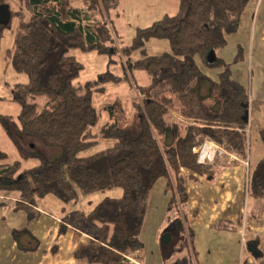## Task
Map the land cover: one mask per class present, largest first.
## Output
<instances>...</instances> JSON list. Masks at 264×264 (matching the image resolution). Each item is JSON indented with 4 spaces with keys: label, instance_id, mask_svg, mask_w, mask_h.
<instances>
[{
    "label": "trees",
    "instance_id": "16d2710c",
    "mask_svg": "<svg viewBox=\"0 0 264 264\" xmlns=\"http://www.w3.org/2000/svg\"><path fill=\"white\" fill-rule=\"evenodd\" d=\"M19 1L13 8L9 0H0L5 19H0V43L17 16L8 54L28 80L12 91L21 105L18 121L0 114V124L25 159L40 163L20 171V161L9 162L0 148V191H17L16 209L36 218L40 212L35 206L46 194L68 203L120 187L119 197L106 195L89 212L78 211L70 220L89 236L74 251L75 264H136L127 256L139 251L142 257L141 230L150 192L163 176L168 220L182 237L177 247L187 246V184L197 176L213 177L217 166L228 161L224 154L223 163L217 162L220 156L211 164L199 162L195 148L212 140L243 160L249 157L250 93L231 76L229 62L219 56L209 61L208 54L225 46L228 35L238 30L250 0H179L175 14L137 29L126 51L139 50L141 56L126 57L125 69L145 70L151 80L136 87L140 99L133 101L134 121L119 98L97 109L93 93L103 87L76 81L83 64L75 49L117 51L109 22L96 14L108 12L119 0ZM152 38L167 40L170 50L149 54L146 43ZM211 67H219L214 76L205 70ZM124 77L107 71L102 80L118 83ZM259 134L263 153L247 179L254 197L264 196V124ZM28 140L57 147L60 154L49 157L32 143L26 146ZM213 226L234 229L225 219ZM64 230L61 225L60 232Z\"/></svg>",
    "mask_w": 264,
    "mask_h": 264
},
{
    "label": "rangeland",
    "instance_id": "374dc122",
    "mask_svg": "<svg viewBox=\"0 0 264 264\" xmlns=\"http://www.w3.org/2000/svg\"><path fill=\"white\" fill-rule=\"evenodd\" d=\"M9 4L17 8L20 1L9 0ZM178 5L179 0H119V3L108 12L96 14L98 19H106L109 22L117 51L105 54L75 49L73 53L83 64V70L76 81L83 83L89 80L94 87H103L93 93V104L97 109L119 98L130 120L137 119L133 101L139 100L140 97L136 87L149 84L151 78L145 70L125 69L126 57L131 56L134 60L141 56L139 50L128 52L126 49L129 48L139 27L151 25L165 13L175 14ZM2 16L3 13L0 12V19L5 20ZM18 23L19 18L12 16L0 43V114L11 115L17 121L21 105L13 99L12 91L15 84L28 80L26 73L18 72L14 68L8 54V50L13 46ZM146 47L149 54L170 50V44L165 39L152 38L147 41ZM217 56L230 63L231 76L245 85L250 93L248 131L251 160L254 162V158L258 156L260 158L263 153L259 129L264 124V0L249 1L238 30L228 35L225 46L208 54V60L213 61ZM205 70L214 76L219 67ZM107 71L125 77L118 83L102 80V75ZM30 143L32 142L28 140L25 145L29 146ZM31 146L43 150L49 157L60 154L59 148L45 145L38 140H34ZM0 148L8 154L9 162L20 161V171L28 170L40 163L37 158L25 159L23 150L7 135L1 124ZM219 170L220 165L216 168L215 177L218 176ZM206 179L213 180L212 176ZM166 183L167 178L160 177L150 192L141 230L143 243L140 251L141 261L143 264H195L190 244L181 249L177 247L182 237L168 220L169 193L165 191ZM121 193L120 187H114L109 191L94 192L81 197L77 202L68 203L49 193L39 197L36 205L44 213L40 217L29 218L27 211L16 209L17 191H0V264H75L74 251L85 240L81 236L76 237L70 228L63 232L57 231L59 227L57 219L70 221L78 211L89 212L104 196L119 197ZM185 213L187 216V204ZM166 233L171 234L168 243L163 241ZM32 238H35L39 249H23L25 241L33 242ZM16 240L18 245L14 244ZM243 251L238 253L239 260L243 256ZM229 256L231 260L232 249L227 253V257Z\"/></svg>",
    "mask_w": 264,
    "mask_h": 264
},
{
    "label": "crops",
    "instance_id": "0c3cea01",
    "mask_svg": "<svg viewBox=\"0 0 264 264\" xmlns=\"http://www.w3.org/2000/svg\"><path fill=\"white\" fill-rule=\"evenodd\" d=\"M227 156L228 161L224 165L219 164V174L212 177V181H207L205 176H197V180L187 184L186 224L191 228L188 244L192 247L195 264H264V196H251L247 183L249 172L256 166L259 156L254 158V162L251 153L247 160ZM223 161L220 155L217 162ZM35 210L40 212V216L44 213L38 206ZM223 219L230 221L234 229L213 226ZM57 220V231L65 225L64 231L70 228L74 235L78 233L76 237L84 238L80 245L88 242V234L78 230L70 221ZM32 241L26 240L23 249H39L35 238ZM249 243L257 247V255L248 249ZM14 244L18 245L17 240ZM230 249L233 250L231 260L230 256L227 257ZM239 251L244 252L240 260ZM138 255L139 251L129 256L134 260L132 262L143 264Z\"/></svg>",
    "mask_w": 264,
    "mask_h": 264
},
{
    "label": "built area",
    "instance_id": "2783aa9c",
    "mask_svg": "<svg viewBox=\"0 0 264 264\" xmlns=\"http://www.w3.org/2000/svg\"><path fill=\"white\" fill-rule=\"evenodd\" d=\"M199 155V162L211 164L217 156L227 154L231 159H236L237 155L228 153L221 145L212 140H207L204 144L195 148ZM244 241V238L243 240ZM130 261H134L131 256H127Z\"/></svg>",
    "mask_w": 264,
    "mask_h": 264
},
{
    "label": "water",
    "instance_id": "95a60500",
    "mask_svg": "<svg viewBox=\"0 0 264 264\" xmlns=\"http://www.w3.org/2000/svg\"><path fill=\"white\" fill-rule=\"evenodd\" d=\"M246 118L248 119V115L246 116ZM171 240V234L170 233H166L163 237V241L165 243H168ZM248 249L255 255L258 254V249L255 245H251V243L248 244Z\"/></svg>",
    "mask_w": 264,
    "mask_h": 264
},
{
    "label": "bare ground",
    "instance_id": "6f19581e",
    "mask_svg": "<svg viewBox=\"0 0 264 264\" xmlns=\"http://www.w3.org/2000/svg\"><path fill=\"white\" fill-rule=\"evenodd\" d=\"M189 235V234H188Z\"/></svg>",
    "mask_w": 264,
    "mask_h": 264
}]
</instances>
